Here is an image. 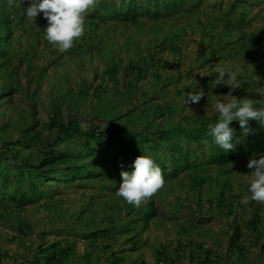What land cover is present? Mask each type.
I'll list each match as a JSON object with an SVG mask.
<instances>
[{
    "label": "rangeland",
    "instance_id": "obj_1",
    "mask_svg": "<svg viewBox=\"0 0 264 264\" xmlns=\"http://www.w3.org/2000/svg\"><path fill=\"white\" fill-rule=\"evenodd\" d=\"M105 1L111 0L98 4ZM11 5L12 35L0 43V66L5 65L0 68V89L15 88L16 92L0 97V151L2 144L17 142L23 132L41 137L31 148L6 155L7 167L13 161L29 165L42 158L41 150L52 140L46 126L54 110L64 120L78 119L83 128L113 124L142 133L180 130L185 124L197 128L198 121L218 115L210 105L230 91L228 86L214 84L212 70L217 64L238 75L241 87L232 95L260 98L255 91L257 77L264 83V68L257 67L264 46V0H204L190 13L154 20L142 17L134 23L96 25L90 18L94 10H90L84 35L64 53L44 39L47 21L43 14L34 23L19 3ZM232 6L238 13L240 8H249L242 28L235 21L227 23ZM0 36L6 37V33L0 32ZM225 42L233 45L221 50ZM79 45L87 49L70 52ZM129 64L141 65L146 75L130 91L116 87L108 75L115 68L122 84ZM97 88L105 90L100 98L94 96ZM200 88L205 95L199 103L182 102V96ZM121 157L112 168L121 165L128 171L131 156ZM249 158L182 172L139 208L116 196L120 175L108 182H99L102 177L81 178L63 187H43L52 196L41 197L23 212L8 205L0 208V264H42L46 253L41 250L55 243L73 250L70 263L84 264L88 259L91 264H108L95 260L102 254L101 244L98 249L90 248L76 234L132 222L150 202L157 207L158 216L148 226L139 224V231L124 233L114 244L113 250L124 258V264H157L159 252L173 264H200L205 256L220 258L219 264L263 263L264 203L242 202L252 179ZM108 166L107 157L97 169L103 172ZM220 191L233 205L231 213L218 207ZM253 218L260 224L252 230L249 221ZM235 231L244 244L238 253L228 251ZM134 234L145 242L137 250L132 249L136 237L127 241ZM177 243L188 249L176 248ZM103 256L108 258L110 252Z\"/></svg>",
    "mask_w": 264,
    "mask_h": 264
},
{
    "label": "trees",
    "instance_id": "obj_2",
    "mask_svg": "<svg viewBox=\"0 0 264 264\" xmlns=\"http://www.w3.org/2000/svg\"><path fill=\"white\" fill-rule=\"evenodd\" d=\"M203 2L204 0H118V2L111 0L98 4L90 18L96 21V25L107 22L134 23L142 17L153 20L170 18L181 13H190L192 10L198 9V6L203 5ZM12 3H19L21 8L26 9L29 0H0V32L6 33V37L0 36V43L12 35L9 19L10 10L14 8ZM248 9L247 6L240 8L241 12L238 13V9L232 6L226 15L227 23L231 24L235 21L237 27L242 28ZM237 16L238 19H235ZM232 45L231 42H225L221 50L228 49ZM85 49L87 48L79 45L70 52L81 53ZM258 56H260V60L257 67L264 68V46L261 47ZM4 66L2 64L0 68ZM117 73L115 68L108 70L112 83L118 88L121 87L129 91L137 89L138 83L146 78L145 70L139 64H129L125 68L122 84L117 79ZM15 92V88H10L8 92L6 88H2L0 97L12 96ZM104 93V89L97 88L94 96L100 98ZM217 121L218 115L198 121L197 128L185 124L180 125V130L172 128L167 131L142 133L122 126H113V124L104 127L97 124L83 128L78 119L64 120L61 113L54 110L49 116L46 126V129L52 133V140L47 141L46 147L40 152L42 158L34 164L28 165L13 161L7 167L5 159H7L6 155H11V153L19 151L20 148H31L33 142L41 135L36 134L30 137L28 133L23 132V136L17 142L2 144L3 149L0 151V208L8 205L23 212L36 204L41 197L52 196L49 192L45 193L43 187H52V185L63 187L77 183L81 178L92 180L102 177L103 180H99V182L112 181L124 170L121 165L112 168L115 164L114 161L122 158L121 156L124 154L131 156L132 163L140 155L151 156L157 165L160 159V168L166 182L173 180L182 172L211 166H225L254 154L256 156L264 154V126L257 121H249L250 127L255 130L254 134H249L240 144L236 145L234 151L228 152L216 145L213 138L207 135L208 124ZM230 127L236 130L237 136H240L241 129L238 121H233ZM184 149V153L180 152ZM107 157L109 166L103 172H99L97 169L99 163ZM131 170L132 168H129L128 171ZM223 195L224 192L220 191L218 207L227 208L231 213L233 205L223 198ZM143 212L144 216L141 220L129 221L122 226H108L104 230H95L90 233L78 232L76 236L85 240V243H89L90 248L98 249V245L101 244L102 254L96 256V261L106 260L108 264H124V258L114 252V244L124 238V233L133 232L135 229L139 231L141 225L148 226L158 216V209L153 205V202H150ZM249 224L252 226V230L257 229L260 220L253 218ZM135 237L136 241L134 240L132 249L137 250L140 244L143 245L145 242H142L139 234L128 237L127 241H132ZM241 237L242 235L235 231L229 243V252L238 253L243 250L244 244L241 243ZM190 243L194 245L193 247L198 246L193 242ZM176 248L187 250L188 246L177 243ZM262 249H264V244ZM72 252L71 248H61L57 243L51 244V247L41 250L42 254L46 253L42 257L41 263L73 264L70 263ZM107 252H110L108 258L103 256ZM219 262L220 258L218 257L210 260L208 256H205L200 260V264H219ZM84 264H91V262L86 259ZM157 264L173 263L171 259L159 252ZM257 264H264V262Z\"/></svg>",
    "mask_w": 264,
    "mask_h": 264
},
{
    "label": "clouds",
    "instance_id": "obj_3",
    "mask_svg": "<svg viewBox=\"0 0 264 264\" xmlns=\"http://www.w3.org/2000/svg\"><path fill=\"white\" fill-rule=\"evenodd\" d=\"M99 0H29L25 15L29 21L35 23L39 14L47 21L44 28V39L56 47L61 53L72 49L74 41L85 33L87 14L98 6ZM216 74L215 86H228L230 91L221 99L210 105L218 113V121L208 124L207 135L225 152L234 151L249 134L255 130L249 126L250 120L257 121L264 126V83L257 77L255 93L259 99H238L232 91L239 89L241 83L238 75L230 68L217 64L213 70ZM211 75V74H210ZM227 77V78H226ZM203 88L186 93L181 97L185 105L197 104L204 97ZM233 121H238L241 129L240 136L230 127ZM247 167L252 169V179L243 197L242 202L248 204L252 201L264 203V154L256 158L254 154L248 160ZM122 182L119 184L116 196L123 198L128 204L139 208L154 196L166 183L163 171L151 156L140 155L132 163V170L120 172ZM138 209L137 211H139ZM141 216L134 219H143ZM129 216H131L129 214Z\"/></svg>",
    "mask_w": 264,
    "mask_h": 264
}]
</instances>
